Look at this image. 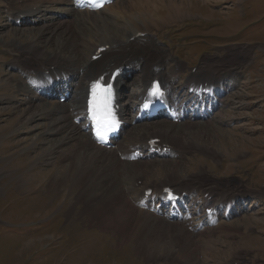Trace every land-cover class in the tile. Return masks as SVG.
<instances>
[{
    "label": "rangeland",
    "instance_id": "obj_1",
    "mask_svg": "<svg viewBox=\"0 0 264 264\" xmlns=\"http://www.w3.org/2000/svg\"><path fill=\"white\" fill-rule=\"evenodd\" d=\"M118 7L124 16L118 19L109 16L104 29L76 38L75 41L83 40L76 42L75 55L69 49L68 39L61 43L40 26L6 31L8 28L0 20L3 51L0 64L8 59L17 60L14 55L18 54L10 44L18 39L23 46L43 48L65 61L75 59L77 65L80 58L86 60L94 45L102 41H125L133 28L155 25L171 14H184V21H175L155 32L169 58L179 55L183 58L186 68L180 74L206 63L209 65L206 67L214 70L236 67L244 77L228 81L242 84L232 86L225 94L224 105L212 120L204 123L195 120L191 129L176 128L177 148L189 144L195 148L186 151L178 164L176 159H162L164 162L151 167L153 170H145V184L156 185L172 176L174 181L191 180L194 186L235 190L258 198L248 203L240 216L221 218L204 240L195 241V255L192 252L187 256L182 253L179 241L169 242L170 236L162 234L156 237L163 230L161 227L151 228L150 234L147 222L133 225L130 216L113 205L120 206L117 198L113 199L116 186L107 194L113 177H104L103 166L95 174L101 165L100 158L90 164L91 157H84L67 142L56 149L54 140L61 136L48 135L56 132L55 127L47 129L40 124L41 128H36L40 123L37 105L20 110L18 104H7L6 97L15 95L9 84L12 74L3 67L5 72L0 69V264H264V0H122ZM64 27L72 29L70 24ZM185 39L192 43L178 46ZM176 53L179 54L175 56ZM173 64L168 62L166 66L169 76H176ZM24 66L27 65L21 63L17 67ZM222 74L226 76L225 72ZM21 78L15 75L13 81H22ZM205 147L215 151L213 157L203 152ZM72 162L77 165L71 166L63 179L61 170L67 171ZM81 165L90 167L86 178L91 182H85L84 178L81 185L65 183L74 174L73 168ZM95 175L104 180L94 181ZM136 176L139 175L132 177ZM201 196L200 193L199 198L203 199ZM132 208L127 207L133 216ZM187 249L185 252L190 254L192 247Z\"/></svg>",
    "mask_w": 264,
    "mask_h": 264
},
{
    "label": "bare ground",
    "instance_id": "obj_2",
    "mask_svg": "<svg viewBox=\"0 0 264 264\" xmlns=\"http://www.w3.org/2000/svg\"><path fill=\"white\" fill-rule=\"evenodd\" d=\"M121 2L122 0H116L114 1L110 6L104 7L102 10H100L98 13H87V12H82L79 13L76 17V12L71 9L70 6V1L69 0H4L5 5L4 9L5 11L3 14L5 15V18L7 21H9L11 18H14V21L17 20L19 17L16 16L17 14H24L28 13L29 8L31 7H36L38 9H42L44 12H50V11H55L60 14L66 15L67 19L58 21L56 23H48L41 25V29L48 30L49 34H54L56 40L61 43H64L66 39L70 40L71 44H69V49L71 50L72 55L77 54L78 48L76 42H79L83 39H80L78 41H75L76 38L78 39L79 37H87L90 35L91 31L93 30H98V29H104L106 25L109 23L107 17H115L116 19L121 18L122 16L125 15L122 10L117 9L118 7V2ZM19 2L21 4H19ZM25 8V9H24ZM186 18L184 14H171V16H164L161 21H158L155 25L152 24H147L143 25L142 27L138 28H133L132 32L127 36L125 41H120V40H114L110 42L109 41H102L101 45H111L112 50H109L105 53H103V57L98 59L95 62L90 63L89 58L87 59V62L81 64L80 69L76 68V62L74 60H63L60 55L56 54H51L47 52V50L43 48H33L23 46L18 39H14L11 42V46L15 47L17 52H19L22 55L23 59H26L29 55L32 56L34 65L33 66H24L22 69H18L17 66H15L14 63L9 64L11 67H16L17 70L21 71L22 73H34L33 77H41L42 72L50 71V66H54V76H69L72 73L76 74V70H79L80 72L82 71V74L78 77L79 80V86L75 88L74 93H73V98L70 101L69 104H67L66 108L62 105H60L58 102H54L52 104H47V103H41L37 104L38 111L40 113V120L39 124H37V129L44 127V128H49L50 126H54V133H48L49 136H55V135H60L61 137L57 140H54V145L55 141L57 142L56 149L58 147H61L65 144L64 142H67L66 144L72 145V148H75L78 150V152L81 151V155L84 154V157L88 156L91 157L92 159L89 160V163L92 164L94 162V159L100 158V163L101 165H98L97 167L99 170L97 172L95 171V174H99L102 170V166L104 168L105 175H111L112 182L108 183L110 184V189L107 191V194L113 190V199L117 198V203L120 206H117L116 204H113L116 208L123 210L127 216H130V221L137 226H141L143 220L148 223V232L152 234L151 228L154 227H161L163 230L159 232V235L156 237H160V234L170 236L169 242H175L179 241V246L182 250V253L187 254V256H190L193 250V245L195 241L197 240H204V238L207 236V233L204 231L203 234L201 232H193L195 234H192L188 232L186 229H184V224H188L190 219L187 218V216H183V222L179 224L176 221L172 220V216H168V219L166 221L160 222L156 217L153 215L147 213L146 211L142 210H137L135 208H132L134 211L133 216L130 215V210L127 209V207H131V205L128 203L126 198L124 197L122 188H121V183L118 180V178L121 179V175L119 172V169H122V177L127 180H135L137 182L138 180H142V185L146 186L150 185L145 184V179H144V171L145 170H153L151 167H155L156 165L161 162H164L162 160L158 159H151L150 161H137L133 163L129 162H120L118 157L116 156V153L113 151L101 149L97 147L94 142L90 139L89 135L84 133L79 127L76 125L72 124L69 122V110L71 108V112H74L76 115L80 114V109H81V101L82 100V92L85 91L86 83H88L91 80H94L101 74L108 72L110 73L112 70L117 69L119 67H123L125 70H127V73L129 74H134L137 79L135 80V83L133 84V87L137 88L136 92H132L130 95H128V103L127 106L124 109V114L125 116H129L130 114V108L128 107L129 102H132L134 99L137 98L138 94L142 93V86L143 84L147 81H150L152 78L158 77L162 75V59L166 57V52L164 49L160 48L157 46V43L154 42L156 39L154 38L155 36V31H158L160 27H165L166 25L173 23L175 20H183ZM42 22H45V19L42 18ZM77 22V23H76ZM76 23V24H75ZM36 24V23H35ZM34 24V25H35ZM70 24L72 26V29H66L64 26ZM74 24V25H73ZM5 29L8 28V26L4 25ZM135 27V26H134ZM6 31H12L16 32L17 29L15 28H8ZM137 33L144 34L143 37H136ZM8 34V33H5ZM91 37V36H90ZM150 39V40H148ZM148 40V41H147ZM157 41V40H156ZM73 42V44H72ZM159 42V41H158ZM3 43V41H2ZM76 44V45H75ZM101 45H94L95 49L93 50V53L95 52L96 48L101 46ZM27 47V48H25ZM23 49V50H21ZM160 54V55H159ZM162 54H164L162 56ZM35 56L38 57L37 60L39 61V64H37ZM162 56V57H161ZM73 57V56H72ZM203 66L199 67L198 70L196 71L197 73L190 75L188 80L186 81V85L188 87L191 86V81H201V80H206L209 85L214 86L216 83H221L223 84L224 80L228 76H232L235 72V69L229 68V69H220L215 68L217 70H214L211 67H206L209 66L206 63H202ZM49 66V67H48ZM213 66V65H211ZM178 67V65H177ZM214 67V66H213ZM226 73V76H224L222 73ZM204 75V76H203ZM139 76V77H138ZM31 77L33 81L35 79ZM206 77V78H205ZM225 77V78H223ZM28 82L31 83L30 77L26 78ZM149 79V80H148ZM28 83V85H30ZM39 83V82H38ZM44 83L39 84V86H35L34 88L27 87L26 85H17L15 86V90H17L19 93H36L40 94V90L42 89V85ZM121 87V92H125L127 90L126 85H119ZM126 86V87H125ZM165 86H168L171 88V85L168 84V82H165ZM32 87V86H31ZM37 88V89H36ZM36 89L35 92H33ZM221 96L220 93H216L214 97L211 100L207 101V109L212 112L215 110L217 107V103L220 102L219 97ZM36 98V100L41 99L40 96L33 97ZM32 100V98H30ZM43 100V99H41ZM170 100L172 102H177L178 99L176 96L171 95ZM190 101H188L186 104H188ZM33 107L36 108L35 105ZM195 107L194 104H191V108ZM24 109H26L24 107ZM36 120V121H38ZM191 120H197V122L201 120H206V116L203 115L201 112H197L194 115H191L190 118L185 121L184 123H181L179 125L172 124L170 122H164V121H158V120H153L152 123L150 124H137L133 127H129L127 134L122 137L123 140L119 142L118 146V151L120 152H129L131 150V146L134 144L136 147H142L143 143L139 141L141 138H145L144 140H148L150 138H161L164 141L165 145H169L171 148V153L176 154L178 158H181L183 154L186 151H192L195 146H192L191 144L185 146L183 149H179L178 144L174 142L176 139L174 135H176V128L177 131H181L184 129H191L192 122ZM35 122V121H34ZM205 122V121H204ZM203 122V123H204ZM208 122V121H207ZM206 122V123H207ZM45 123V125H44ZM42 124L43 126H39ZM155 126V127H154ZM200 128L204 129L203 125H199ZM207 128V126H206ZM208 130V129H207ZM187 132V131H184ZM59 133V134H58ZM134 134V136H133ZM183 132H181L180 135H182ZM121 140V139H120ZM185 143L184 141H182ZM128 143V144H127ZM131 143V144H130ZM188 144V143H185ZM131 145V146H130ZM197 145L196 147H198ZM206 148V147H205ZM201 149V148H200ZM71 150V149H69ZM203 150V149H202ZM205 154H207L210 157H213V153H215L214 150L209 149L208 147L203 151ZM77 159V156L75 157ZM87 158V157H86ZM178 160V159H177ZM176 163L178 164V161ZM98 161V160H97ZM180 160V164L183 165V163ZM74 162H77L74 160ZM74 162L71 163V165L68 167L67 171L60 172L63 179L67 178V172L73 165H77ZM169 163V162H168ZM79 165V164H78ZM116 167V173L114 171ZM148 168V169H147ZM75 170L73 175H70V181L68 179L65 181V183H68L70 186L74 185H81L83 183L84 178L87 177V174L90 172V167H85L83 165L73 168ZM72 169V170H73ZM71 170V172H72ZM144 174V175H143ZM135 175H139L136 177H132ZM96 176V175H95ZM118 181L114 183V178ZM168 177L167 180H162L160 182H157L156 186L159 187H165L168 184H178V185H183V188H194L192 187L190 182H185L181 181L179 182L181 178H176L178 179L177 181H174L175 178ZM97 179V181H103V179H99L97 176L94 179V181ZM64 181V180H63ZM91 182L89 179L86 178L85 182ZM193 182V181H192ZM78 183V184H77ZM92 184V183H91ZM93 185V184H92ZM119 186V189L117 187ZM54 186V185H53ZM202 186L198 187L200 190H203V194L207 193L210 197H213L211 201H205V204L208 205L207 207L214 206V204H224L225 207L228 208H234V204L236 201L239 200V198H242L243 195L239 191H226V190H219L217 188L213 187H203ZM145 188V187H144ZM143 188V189H144ZM220 192H216V191ZM232 192H238V193H232ZM227 193V194H226ZM159 195V193L157 192ZM229 194V195H228ZM143 195V193H142ZM142 195L140 199L142 198ZM252 200V199H251ZM112 202V201H111ZM212 204V205H211ZM128 205V206H126ZM123 206V207H122ZM237 211L233 210V213H236ZM201 221V224L208 223L209 218L206 219L203 216L199 218ZM242 220V219H240ZM200 223L197 225H194L195 229H199L198 227ZM183 226V227H182ZM152 237V235H151ZM131 239V238H130ZM185 243V244H184ZM184 244V245H183ZM192 247V250L189 254L186 253V249L188 247ZM187 247V248H186ZM188 250V249H187ZM195 255V252H194Z\"/></svg>",
    "mask_w": 264,
    "mask_h": 264
},
{
    "label": "snow or ice",
    "instance_id": "obj_3",
    "mask_svg": "<svg viewBox=\"0 0 264 264\" xmlns=\"http://www.w3.org/2000/svg\"><path fill=\"white\" fill-rule=\"evenodd\" d=\"M111 89L109 87H102L99 84L93 87V99L91 101V111L93 120L97 125V135L101 136L102 132L108 131L114 126V119L110 118V110L107 105V97Z\"/></svg>",
    "mask_w": 264,
    "mask_h": 264
}]
</instances>
